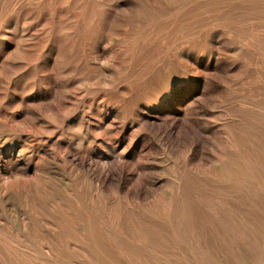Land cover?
<instances>
[{"label": "rangeland", "instance_id": "374dc122", "mask_svg": "<svg viewBox=\"0 0 264 264\" xmlns=\"http://www.w3.org/2000/svg\"><path fill=\"white\" fill-rule=\"evenodd\" d=\"M0 264H264V0H0Z\"/></svg>", "mask_w": 264, "mask_h": 264}]
</instances>
